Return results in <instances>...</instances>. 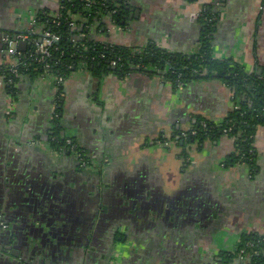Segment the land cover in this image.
<instances>
[{
    "label": "crops",
    "instance_id": "obj_1",
    "mask_svg": "<svg viewBox=\"0 0 264 264\" xmlns=\"http://www.w3.org/2000/svg\"><path fill=\"white\" fill-rule=\"evenodd\" d=\"M209 4L219 16L214 57L233 59L249 73L264 71V0H129L138 19L123 29L106 18L91 35L104 43H154L193 56L203 34L199 15ZM44 8L57 13L59 0H0V67L9 60L5 39L29 33ZM20 79L14 105L0 81V219L37 225L46 220L44 225L61 231L60 240L69 237L59 246L62 252L40 253L41 259L249 264L245 252H236L244 235L264 236V126L254 142V175L245 164L224 166L236 151L228 134L188 146L179 141L199 117L221 123L235 109L233 92L222 81L194 80L174 91L160 75L121 79L79 69L64 78L56 122L58 81L45 75ZM59 123L62 139L86 152L87 168L52 145ZM1 247L0 264L34 263Z\"/></svg>",
    "mask_w": 264,
    "mask_h": 264
},
{
    "label": "trees",
    "instance_id": "obj_2",
    "mask_svg": "<svg viewBox=\"0 0 264 264\" xmlns=\"http://www.w3.org/2000/svg\"><path fill=\"white\" fill-rule=\"evenodd\" d=\"M59 6L57 13L47 8L39 10L29 32L35 33L32 38L37 42L43 32L50 31L61 37L52 48V57L46 62L41 60L33 42L24 51L18 50L14 58L18 61L16 72L12 67L13 58L0 67V81L6 84L9 96L17 99L20 78L35 79L45 75L58 80L69 77L79 69H87L95 75L115 74L121 79L132 73L160 75L172 85L174 91L194 80L217 79L232 90L235 109L221 123L199 117L193 130L182 133L181 139L190 144L203 143L209 138L216 139L228 134L236 140V151L226 158L224 166L230 168L245 164L250 168L251 175L256 174L254 142L259 128L264 126V71L260 75L249 73L233 59L214 57L213 32L219 17L213 7L215 5H206L199 15L203 34L200 50L193 56L171 53L154 43L131 47L97 41L91 33L96 31L95 27L101 31L106 18H111L115 25L123 29L127 26L130 21L129 0H59ZM70 22H74L76 27H71ZM59 88L56 114L60 113L64 103L63 87ZM54 120L60 122L61 117L55 116ZM60 125L52 145L59 150H70L73 154L84 156L89 164L86 152L76 141L72 140V144L76 145L73 149L67 143L68 139H62ZM241 251L250 257L249 264H264V236L255 233L244 235L236 253ZM235 257L229 256L231 259Z\"/></svg>",
    "mask_w": 264,
    "mask_h": 264
},
{
    "label": "flooded vegetation",
    "instance_id": "obj_3",
    "mask_svg": "<svg viewBox=\"0 0 264 264\" xmlns=\"http://www.w3.org/2000/svg\"><path fill=\"white\" fill-rule=\"evenodd\" d=\"M57 110L53 113V117L58 116ZM70 154H73L70 150H67ZM77 157L76 154H73ZM78 158V157H77ZM79 160V165L81 168L85 169L89 166L88 162L86 166H83L81 160ZM45 218V217H42ZM7 219V218H5ZM0 219V242H1V250L3 253H11L15 257H21V259L34 260L33 264H37V261H41L42 264H49L47 261L41 259L40 253L44 254L46 257L49 253L53 254V252H62V250L59 248L60 245L68 244L69 237H64L66 240L62 241L60 240V232L57 229H55L56 226H46L44 223H46V220L42 222L41 226H45V230H48V233L46 234L43 232L41 235V228H37V224L34 222L25 223L22 220V223H9L6 222V220ZM65 227V226H64ZM69 232H72L68 229ZM40 237L41 240L37 242V238ZM55 238L54 240H50V238ZM13 240V241H12ZM37 242V246H36ZM82 243V242H81ZM47 249L48 252L45 251ZM29 255V256H27ZM3 264H14L10 263V261H4Z\"/></svg>",
    "mask_w": 264,
    "mask_h": 264
},
{
    "label": "built area",
    "instance_id": "obj_4",
    "mask_svg": "<svg viewBox=\"0 0 264 264\" xmlns=\"http://www.w3.org/2000/svg\"><path fill=\"white\" fill-rule=\"evenodd\" d=\"M32 20H33L32 22L34 23V18ZM69 25L73 28L76 27V24L74 22H70ZM33 34H35V33L34 32L21 33V34L15 35V36H9L5 39L8 56H9V58H13V60H14L11 62H12V67L15 70V72L17 71L16 68H17L18 61L15 60L14 58L18 54V43L20 41H27V45L32 44L34 42V44L37 47L36 48L37 54H39L41 56V60L46 62L48 59H50L52 57V48H53L54 44L57 43L61 38L58 34H55V33L48 31V32H43L41 37L39 38V41L37 42L32 38ZM112 65L115 66L116 63H112ZM45 66L47 68L49 67L48 64H46ZM57 81H58L59 86H62V84L64 83V78H60ZM12 99H13V97H12ZM14 100L15 99H13V101H12L13 105H14ZM13 105H11V108ZM192 134L195 135L196 132H193ZM67 143L69 145H71L73 149L76 148V145L72 144V140H68ZM77 157L81 160L83 166L87 165V162L85 161L84 156L77 155Z\"/></svg>",
    "mask_w": 264,
    "mask_h": 264
},
{
    "label": "water",
    "instance_id": "obj_5",
    "mask_svg": "<svg viewBox=\"0 0 264 264\" xmlns=\"http://www.w3.org/2000/svg\"><path fill=\"white\" fill-rule=\"evenodd\" d=\"M223 1H226V0H223ZM128 9L131 10L130 6L128 7ZM138 17H139V11L134 9V7H133L131 10V13H130V19L129 20L133 21L134 19H138ZM26 46H27V41H20L18 43V50L24 51L26 49ZM262 73H263V69H260L258 74L260 75ZM181 144L184 145V141H182Z\"/></svg>",
    "mask_w": 264,
    "mask_h": 264
},
{
    "label": "rangeland",
    "instance_id": "obj_6",
    "mask_svg": "<svg viewBox=\"0 0 264 264\" xmlns=\"http://www.w3.org/2000/svg\"><path fill=\"white\" fill-rule=\"evenodd\" d=\"M181 138H182V137H181ZM181 138H179V141H180V142L184 141V140H182ZM186 145L188 146V145H190V143H189V144H186ZM36 227H37V228L42 227V228H41V232H40L41 235L43 234V232H45L46 234L48 233V230H45L44 226L37 225ZM120 236H121V235H119V239H120ZM39 240H41L40 237L37 238V242H38ZM37 242H36V246L38 245ZM4 254H5V253H4ZM112 264H114V263H112Z\"/></svg>",
    "mask_w": 264,
    "mask_h": 264
}]
</instances>
